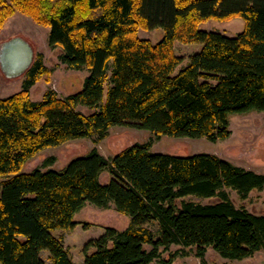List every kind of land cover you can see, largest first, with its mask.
<instances>
[{"label":"trees","instance_id":"trees-1","mask_svg":"<svg viewBox=\"0 0 264 264\" xmlns=\"http://www.w3.org/2000/svg\"><path fill=\"white\" fill-rule=\"evenodd\" d=\"M19 11L50 28L64 65L89 75L76 94L48 90L33 101L32 87L51 74L40 55L22 91L0 99V264H76L54 233L75 229L87 205H114L131 224L89 242L83 264H152L174 245L196 248L202 260L210 248L231 261L264 250V214L236 207L226 192L245 199L264 189V175L217 155L162 154L145 143L111 160L93 149L63 170L23 171L48 148L102 140L114 127L228 139L231 115L264 112V0H0V28ZM234 18L245 21L236 37L200 28ZM157 29L165 32L158 43L139 36ZM176 44L198 49L184 57ZM188 196L220 201L175 205Z\"/></svg>","mask_w":264,"mask_h":264},{"label":"rangeland","instance_id":"rangeland-1","mask_svg":"<svg viewBox=\"0 0 264 264\" xmlns=\"http://www.w3.org/2000/svg\"><path fill=\"white\" fill-rule=\"evenodd\" d=\"M202 30L217 32L229 37H236L245 29V21L234 18L229 21L209 20L203 23ZM50 28L37 24L31 17L16 12L8 18L3 27L0 28V99L14 95L23 89L25 74L19 77H8L2 67V55L4 45L21 40L33 53V62L40 55L51 74L42 77L31 89L33 101H41L48 90H54L59 97H67L76 94L83 89L87 70H71L64 65L60 56L63 54L61 48H51L49 45ZM139 36L153 43L161 41L165 32L163 29L153 31H139ZM198 47L176 44L177 54L188 57ZM185 62V61H184ZM186 63V62H185ZM183 63L182 65H185ZM181 65V66H182ZM183 67V66H182ZM78 110L86 115L92 111L85 107ZM229 130L231 136L226 140L216 143L206 138H174L163 136L160 139L151 132L132 127H114L102 140L94 137L74 140L63 145L48 148L24 167V172H32L36 169L63 170L75 158L83 156L97 149L105 158L111 160L121 151L135 144H152V151L156 153L175 156H189L199 153L213 154L228 160L232 164L264 175V112H250L246 114H233L229 118ZM54 159L52 165H47L49 160ZM6 178L0 177V184ZM110 179L108 172L103 173L102 182ZM230 200L238 208H244L252 214H264V189L252 191L247 198H242L236 191L227 189ZM220 198L203 199L196 196H188L175 201V205L181 207L183 202H194L203 205L215 204ZM78 223L75 229L70 231L58 230L54 234L61 238L76 264L85 261L84 248L92 240H97L105 234L107 228L119 231L126 230L131 224V218L126 214L118 212L114 205L108 208H99L87 205L75 216ZM157 238L161 236V226L153 222L147 226ZM87 228V229H86ZM93 250H90V252ZM43 259L49 262V253L42 254ZM264 264V250L256 253L251 258L242 261H231L222 258L215 250L208 249L205 259L198 257L196 248H184L172 246L169 251L163 252L159 260L152 264Z\"/></svg>","mask_w":264,"mask_h":264},{"label":"water","instance_id":"water-1","mask_svg":"<svg viewBox=\"0 0 264 264\" xmlns=\"http://www.w3.org/2000/svg\"><path fill=\"white\" fill-rule=\"evenodd\" d=\"M33 53L21 40H14L4 45L2 67L8 77H15L33 63Z\"/></svg>","mask_w":264,"mask_h":264},{"label":"bare ground","instance_id":"bare-ground-1","mask_svg":"<svg viewBox=\"0 0 264 264\" xmlns=\"http://www.w3.org/2000/svg\"><path fill=\"white\" fill-rule=\"evenodd\" d=\"M31 66H32V64L24 71L23 74H25L30 69ZM19 76H21V75H18V76H15V77H19Z\"/></svg>","mask_w":264,"mask_h":264}]
</instances>
